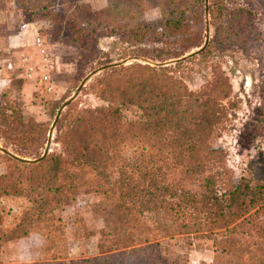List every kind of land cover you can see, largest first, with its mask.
<instances>
[{
    "label": "rangeland",
    "instance_id": "rangeland-1",
    "mask_svg": "<svg viewBox=\"0 0 264 264\" xmlns=\"http://www.w3.org/2000/svg\"><path fill=\"white\" fill-rule=\"evenodd\" d=\"M178 3L186 10L188 40L187 47L173 50L158 45L154 34L175 16ZM80 23L85 25L78 35ZM96 23L105 29L98 30ZM142 30L151 37L146 47L137 44ZM36 35L51 63L46 85L38 82L42 67ZM171 53L179 55L169 57ZM177 58L184 61L174 65ZM161 62L188 90L215 77L228 83V96L221 101L228 106L227 115L210 143L224 151L225 165L235 176L251 164L264 178V0H0V119L9 113L1 110L5 103L16 112L12 124H0L2 130L14 128L9 139L0 134V146L19 157H38L56 110L76 92L59 112L45 156L62 153L60 136L75 111L105 104L100 89L106 76ZM110 63L76 90L86 75ZM121 112L126 119L136 118L133 107ZM11 159L0 151V182L14 169ZM85 178L88 184L64 190L59 203L23 223L30 196L13 186L0 187V264H67L123 249L117 192L105 195L106 184L96 187L91 174ZM153 242L149 246L155 250L139 257L147 264L153 254L168 264H211L210 241L199 234Z\"/></svg>",
    "mask_w": 264,
    "mask_h": 264
},
{
    "label": "trees",
    "instance_id": "trees-1",
    "mask_svg": "<svg viewBox=\"0 0 264 264\" xmlns=\"http://www.w3.org/2000/svg\"><path fill=\"white\" fill-rule=\"evenodd\" d=\"M182 6L178 3L175 16L158 27V45L187 47ZM84 25L75 29L78 35ZM139 35L137 44L146 47L150 34L142 30ZM124 69L126 74L102 80L105 104L75 111L60 136L62 153L35 163L11 159L15 170L1 176L0 187L13 186L30 196L20 222L44 214L64 198V190L88 184L82 178L91 174L96 187L106 184L102 193L117 192L123 249L67 264H147L139 257L155 250L151 241L157 245L178 234L208 239L211 264H264V178L251 164L235 176L225 165L224 151L210 143L227 115L221 101L228 96V83L215 77L188 90L169 73L170 65ZM127 107L137 111L134 120L122 114ZM1 110H9L0 119L9 126L16 112L6 103ZM13 130L0 129V134L9 139ZM153 256L150 264H168L161 254Z\"/></svg>",
    "mask_w": 264,
    "mask_h": 264
},
{
    "label": "water",
    "instance_id": "water-1",
    "mask_svg": "<svg viewBox=\"0 0 264 264\" xmlns=\"http://www.w3.org/2000/svg\"><path fill=\"white\" fill-rule=\"evenodd\" d=\"M204 42H206V38H205V41H204ZM200 48H201V47H199L198 49H200ZM198 49H197V50H198ZM191 53H193V52H191ZM191 53H188V55H190ZM181 58H183V56H182ZM179 59H180V58H177V59H174V60H179ZM167 62H170V61H167ZM167 62H161V63H159V64H165V63H167ZM113 64H114V63H110V64L102 65V66L98 67L97 69L93 70L92 72H90L88 75H86V76L80 81V83H79V85L77 86L76 90H78V89L80 88V86H82V84L84 83V81H85L90 75H92L93 73H95V72H97V71H99V70H101V69H103V68H105V67H108V66H110V65H113ZM75 95H76V92L72 93L67 99H65V100L60 104V106H59L58 109L56 110V113H55V115H54V118H53V120H52V122H51V126H50V128H49V130H48V133H47V138H46L45 146H44V148H43L41 154H40L38 157H36V158H32V159L24 158V157H19V156H16V155L10 153L9 151H7L5 148H3V147H1V146H0V151L3 152V153H6V154H8L9 156H11V157H13V158H15V159H17V160H19V161H22V162H36V161L40 160L41 158H43V157L45 156V154L47 153V151H48V145H49V141H50L51 130H52V127H53V125H54V123H55V121H56L58 115H59L60 110L62 109V107H64L66 104H68V103L74 98Z\"/></svg>",
    "mask_w": 264,
    "mask_h": 264
},
{
    "label": "built area",
    "instance_id": "built-area-1",
    "mask_svg": "<svg viewBox=\"0 0 264 264\" xmlns=\"http://www.w3.org/2000/svg\"><path fill=\"white\" fill-rule=\"evenodd\" d=\"M34 44L38 48L40 55H41V63L40 66L42 67V71L39 73L38 82L48 84L49 81V69L51 68V63L49 62V58L46 57L44 47L41 43V39L38 35L34 37ZM25 71H29L28 75L31 74L32 67L27 65L25 67ZM48 88V87H47Z\"/></svg>",
    "mask_w": 264,
    "mask_h": 264
},
{
    "label": "crops",
    "instance_id": "crops-1",
    "mask_svg": "<svg viewBox=\"0 0 264 264\" xmlns=\"http://www.w3.org/2000/svg\"><path fill=\"white\" fill-rule=\"evenodd\" d=\"M23 26H24V25H23ZM23 26L21 25V27H20V28H22Z\"/></svg>",
    "mask_w": 264,
    "mask_h": 264
}]
</instances>
